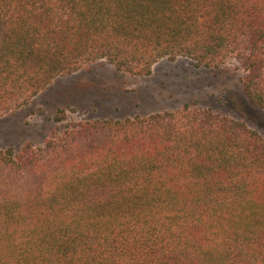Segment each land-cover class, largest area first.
I'll list each match as a JSON object with an SVG mask.
<instances>
[{"label": "trees", "instance_id": "1", "mask_svg": "<svg viewBox=\"0 0 264 264\" xmlns=\"http://www.w3.org/2000/svg\"><path fill=\"white\" fill-rule=\"evenodd\" d=\"M180 58L235 59L264 110V0H0V117L95 62ZM0 264H264V135L187 103L0 149Z\"/></svg>", "mask_w": 264, "mask_h": 264}, {"label": "rangeland", "instance_id": "2", "mask_svg": "<svg viewBox=\"0 0 264 264\" xmlns=\"http://www.w3.org/2000/svg\"><path fill=\"white\" fill-rule=\"evenodd\" d=\"M245 71L231 59L219 68L197 67L193 61L164 59L149 76L117 71L105 61L62 75L31 103L0 117V149L20 153L31 142L42 145L56 129L88 119L148 116L163 110L192 107L244 121L264 135V110L251 105L242 89ZM66 118L56 121L58 110Z\"/></svg>", "mask_w": 264, "mask_h": 264}]
</instances>
